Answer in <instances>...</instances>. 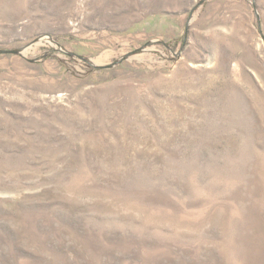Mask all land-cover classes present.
I'll use <instances>...</instances> for the list:
<instances>
[{
	"label": "rangeland",
	"instance_id": "rangeland-1",
	"mask_svg": "<svg viewBox=\"0 0 264 264\" xmlns=\"http://www.w3.org/2000/svg\"><path fill=\"white\" fill-rule=\"evenodd\" d=\"M0 264H264V0H0Z\"/></svg>",
	"mask_w": 264,
	"mask_h": 264
},
{
	"label": "water",
	"instance_id": "water-1",
	"mask_svg": "<svg viewBox=\"0 0 264 264\" xmlns=\"http://www.w3.org/2000/svg\"><path fill=\"white\" fill-rule=\"evenodd\" d=\"M12 53H18V51H12ZM104 68H107V67H104Z\"/></svg>",
	"mask_w": 264,
	"mask_h": 264
},
{
	"label": "trees",
	"instance_id": "trees-1",
	"mask_svg": "<svg viewBox=\"0 0 264 264\" xmlns=\"http://www.w3.org/2000/svg\"><path fill=\"white\" fill-rule=\"evenodd\" d=\"M97 69H104L103 67H97Z\"/></svg>",
	"mask_w": 264,
	"mask_h": 264
}]
</instances>
